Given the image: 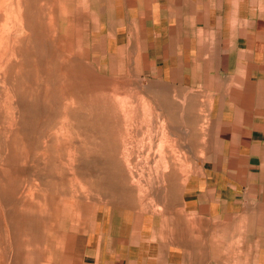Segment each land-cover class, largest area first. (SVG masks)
Returning <instances> with one entry per match:
<instances>
[{
    "label": "rangeland",
    "instance_id": "374dc122",
    "mask_svg": "<svg viewBox=\"0 0 264 264\" xmlns=\"http://www.w3.org/2000/svg\"><path fill=\"white\" fill-rule=\"evenodd\" d=\"M134 5L0 0V264L137 262L155 217L179 240L164 259L239 264L182 198L202 114L143 72Z\"/></svg>",
    "mask_w": 264,
    "mask_h": 264
},
{
    "label": "crops",
    "instance_id": "0c3cea01",
    "mask_svg": "<svg viewBox=\"0 0 264 264\" xmlns=\"http://www.w3.org/2000/svg\"><path fill=\"white\" fill-rule=\"evenodd\" d=\"M134 1L143 72L171 86L180 93L174 95L179 102L185 97L202 114L203 153L182 198L205 224L224 226L234 241L235 263L259 264L264 248V0ZM159 219L154 226L145 220L139 258L124 264H144L143 257L150 255L155 264L180 263L174 250H168L171 259L163 258V249L179 240L162 230Z\"/></svg>",
    "mask_w": 264,
    "mask_h": 264
}]
</instances>
